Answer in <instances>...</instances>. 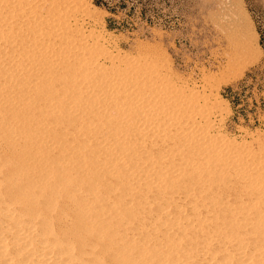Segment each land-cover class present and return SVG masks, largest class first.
Listing matches in <instances>:
<instances>
[{"label": "rangeland", "instance_id": "rangeland-1", "mask_svg": "<svg viewBox=\"0 0 264 264\" xmlns=\"http://www.w3.org/2000/svg\"><path fill=\"white\" fill-rule=\"evenodd\" d=\"M96 2L99 5H96ZM0 15L2 16H0V33L2 32V35H0V82L8 80L12 75V70L17 73L19 71L21 75H27V73L22 72L25 69L29 70V73L30 70L33 71L34 68L31 65L29 67L27 59L20 57L21 60L17 57V54L26 45L32 46V44L38 45L37 47L40 46L39 48L42 47L40 51L45 52L44 49H46L48 42L55 43L54 34L51 31L53 26H57L56 24L59 27L65 25L70 36V43L67 46L68 53L60 55V63L65 61L66 58H70V61H74L76 65L73 66V71H71L73 77L80 71L78 67L82 65L83 70L100 79L95 82L96 85L88 79L86 82H82L79 78L75 80L68 77L67 79H59L60 87L67 88L68 97L66 98H71L67 100L70 105L66 102L65 104L71 108L73 107V109L67 110V113L61 111L58 114L45 109H37L30 113L20 106L22 110L17 112L19 113L17 119L9 118L10 111L6 107L12 103L11 106H17L20 103L18 102L19 99L11 98L7 88L0 90V158L6 160L13 158L20 164L25 163V157H30L32 149L35 150V147H37V145L34 147L30 145L33 136L30 137L26 134L31 126L29 127V123L25 119L26 116L31 114L36 118L41 112L40 119L53 123L55 132L49 137L58 140L60 150L58 152L57 149L53 150L54 153L51 150L46 153L57 157H68V154H70L69 146L73 147L74 153L70 157V160H72H68L65 169H68L69 173L75 174L80 171V157L84 146L88 147L90 144L95 146L94 150L90 147L88 150L92 152L91 155L97 156L100 154L98 151L100 148L97 145L101 144L100 146L107 148V155L110 153L114 158L121 157V148L125 149V147L119 146L118 150H114L110 138L105 136L103 127L106 128L108 125H112L115 128L130 123L132 126L130 137H133L123 135L119 137L121 142L129 140V149L134 161L131 162L134 173L131 179V188H133L130 196L135 204L141 206L168 202L183 209L180 215L173 211L169 218H176L177 223L182 226L183 232L181 234L185 233L187 237V240L184 239L182 243V248L184 250L189 248V253L195 260L202 257V243L205 233L208 231V228H206L207 221L208 223L212 222L210 224L214 230H220L222 223L227 224L233 220L239 222L251 221L255 229L260 234L262 233L261 236L264 238V204L252 205L247 202L249 198L241 194L243 189H250V191H247L248 193H252V190L255 189L260 191L262 189L261 196H264V0H41V2L40 0H0ZM73 17L79 19L82 24L85 23L82 26V32L74 25ZM65 21L69 23L67 24ZM250 25L257 34L256 42L259 50L255 48V39L250 35ZM39 27L47 34L45 33L44 36L39 37L37 35ZM90 30L91 32H103V34L106 31L104 36L106 35L105 39L108 44H101L90 35H87L90 34ZM81 33L83 37L80 35ZM113 47L118 49L116 50ZM47 50L49 52L50 49ZM102 59L103 61H101ZM25 65L26 68H24ZM35 71L37 70L35 69ZM91 86L92 88H90ZM105 86L107 89H105ZM19 89L18 86H15L13 90ZM109 91L111 92L109 93ZM129 102L131 103L129 104ZM220 102L222 106H220ZM44 103L45 101L40 100L37 107L42 108ZM223 103L226 104V107ZM79 105L81 111L77 109ZM44 111H47V113H43ZM208 118L209 120H207ZM22 119L25 121L18 125L17 122ZM78 120L80 121L78 122ZM81 121L84 123L83 128ZM147 126L150 130L153 128V139L150 136L145 137L146 130L144 129H148ZM120 127L122 128V126ZM212 127L215 128L214 131L213 129L210 130ZM170 128L172 129L170 130ZM19 133H24L25 138L18 140ZM213 136L215 137L212 138ZM170 140L171 142H169ZM64 142H68V144ZM46 145L51 149L50 142H47ZM155 146L157 147L155 148ZM174 156L176 158L177 156L185 157L187 162L179 164L176 159L172 161ZM158 157H164L170 161L169 174L166 173L161 178L159 174L157 175L159 171L156 166L153 171H150L151 163H162L157 159ZM173 171L174 174L172 175ZM3 172H6V168L3 169ZM176 172H180L182 177L177 178V176H174ZM218 172L221 174H218ZM240 172L242 175H240ZM165 178L167 181H172L168 188H166L167 181ZM19 179H21L20 176L17 177L18 181ZM0 183V192L7 197L12 193L13 181L9 179ZM153 189H155V192H152ZM203 192L206 194L204 195ZM124 198L127 199L126 196ZM202 198L203 200H201ZM56 199L58 202H55L52 212L49 214L53 220L52 227L57 233H60L61 226H64L62 230L69 229L71 222H74V218L73 213H70L72 208L65 207L69 201L65 194L60 192ZM191 204L196 207L194 212L188 210V205ZM59 212H61V215H59ZM190 226H193V229L189 228ZM146 227L151 238H159L167 231L166 227H160L154 224L153 221L148 222ZM134 234V232L128 233L126 237L130 239ZM261 257L262 262L260 261L259 264H264V252L261 253ZM103 260L104 262L107 261L106 264H112L106 256H103Z\"/></svg>", "mask_w": 264, "mask_h": 264}, {"label": "bare ground", "instance_id": "bare-ground-1", "mask_svg": "<svg viewBox=\"0 0 264 264\" xmlns=\"http://www.w3.org/2000/svg\"><path fill=\"white\" fill-rule=\"evenodd\" d=\"M40 2H41V0H40ZM8 6H9V4H8ZM18 6H19V4H18ZM15 9H17V8H15ZM17 11H19V10H17ZM28 14H29V11H28ZM11 18H13V17H11ZM29 19H30V17H29ZM73 19H74L73 20L74 25L76 27H78V30L80 32H82L81 29H82L83 24H85V23L82 24V22L77 18L73 17ZM69 21H71V20H69ZM91 21H92V19H91ZM99 21H98V23H99ZM66 22L67 21H65V23ZM68 23L69 22H67V24ZM56 25L57 26H53L51 33L54 34V42L57 43L58 45H56L53 42L52 43L48 42L46 47H45L46 49H44V50H46L45 52L44 51L41 52L40 50L42 47L39 48L40 46L37 47L38 45H36V44H32V46L26 45V47L24 49H22L17 54L18 58L24 57L25 59H27V63L29 65V67L31 65L34 68V69L32 68L33 71L30 70L31 72L29 73V70L25 69L22 72L27 73V75H21V73L19 74V71L17 73L14 70H12V72L14 71V73L11 72V74H12L11 77L8 78V80H3L2 82H0V90H4L7 88L9 91L8 94H11L10 95L11 98L15 97L16 100L19 99L18 102H20L17 106H11V105H13V103L12 104L9 103L10 106L6 107V109L8 111H10V113H9L10 119H12V118L17 119L18 118L19 113H17V112L19 110H22V109H20V106H21V108H24L26 111H28L30 113L31 112L33 113L37 109L38 110L39 109H42V110L45 109L47 111H50L52 113L54 112L57 114H58V112H61V111H64V112H66L67 110L70 111V109H73V107L71 108L70 106H68V105H70V102L67 100H69L71 98H66V97H68L67 96V88L64 86L60 87L58 80L59 79H67V77H68L71 80H75L76 78H79L82 80V82H86V80L88 79L89 81H93L94 85H96L95 82L99 79L97 77H93L94 75L91 76L89 74V72H87L86 70H83L82 65L78 67L80 71H78L76 73V75L73 77V74H71V71H73V66H76V65H75L74 61H70V58L69 59L66 58L65 61L60 63V60H59L60 55L68 53L67 46L70 43V36H69V34L65 28V25H62V27H59L58 24H56ZM102 26H101V28H103ZM235 29H237V28H235ZM84 30H85V28H84ZM242 31H243V29H242ZM84 32H86V31H84ZM105 32H104V34H105ZM45 33L47 34V32L43 31V29H41V28L37 31V35L39 37L44 36ZM104 34H103V32H99V31L98 32H94V31L91 32V30H90V34H87V35H90V37L94 38L97 42H99L101 44H106V43L108 44V41L105 39L106 35L104 36ZM106 34H108V33H106ZM0 35H2V32L0 33ZM80 35H82V37H83L82 33ZM250 35L255 39V45H256L255 48H257L259 50L258 43L256 42L257 34H256L255 30L253 29V27H251V25H250ZM25 38H27V37H25ZM5 40H7V39H5ZM111 44H113V43H111ZM113 48L116 49V47H113ZM14 49L16 50V47ZM47 49H50L49 52ZM110 49L113 51L112 48H110ZM2 52H4V51H2ZM46 52H48V53H46ZM259 52L261 53V51H259ZM9 54H12V53H9ZM111 56H113V55H111ZM11 58H13V57H11ZM101 61H103V59ZM77 62H79V61H77ZM99 64H101V63L99 62ZM26 65L24 68H26ZM100 66H102V65H100ZM117 68H118V66H117ZM35 69L37 71H35ZM76 70H74V71H76ZM161 70H162V68H161ZM54 83H57V84L54 85ZM15 86H18L20 89L19 90H13ZM10 88H11V91H10ZM90 88H92V86ZM105 89H107V87ZM81 90H82V88H81ZM60 91H61V93H59ZM111 91H109V93ZM203 94H204V92H203ZM209 94L211 95L210 92H209ZM209 94L207 93V95H209ZM84 96H85V94H84ZM210 97H212V96H210ZM210 97H209V99H210ZM98 99H101V98H98ZM206 99H207V97H206ZM219 99H221V98H219ZM40 100H42L43 102L45 101V103L43 104V107L41 106L42 108L37 107V103ZM112 100H114V99H112ZM127 101H129V100H127ZM9 102H10V100H9ZM65 102L68 104L67 105L68 107L66 106ZM200 102H201V97H200ZM130 103L131 102H129V104ZM220 104H221V102H220ZM223 104H225V103H223ZM196 105H194V106H196ZM96 106H98V105H96ZM220 106H222V104ZM115 107H116V105H115ZM225 107H226V104H225ZM77 109H79V110L81 109L80 105L77 106ZM99 110H101V109H99ZM129 110H130V108H129ZM47 111H44L43 113L46 114ZM101 113H104V112H101ZM183 114H184V112H183ZM139 115H141V114H139ZM175 115H177V114H175ZM40 116H41V112L38 114V116L36 118H34L31 114V115L26 116V119H25V120H27L26 122L29 123V127L31 126L30 127L31 129L26 134H28L30 137L33 136V141L30 143V145H32L33 147L35 145H37V147H35V150L32 149V154L30 155V157H28V158L25 157V163L22 162L23 164H20V163L16 162L13 158L7 159V160L5 158H0V182H2V181L6 182L9 179L13 181V184L11 186L12 193L10 195L5 197L0 192V264H106L105 262H107V261L104 262L103 256L108 257L109 260L112 262V264H259L260 261L262 262L261 253L264 252V238L261 236L262 233L260 234L259 231L255 229L254 224L251 221L239 222L237 220H233V221L228 222L227 224L222 223V227L219 228L220 230H217V229L214 230V228H211L212 222H210L211 223L210 224L207 221L206 228H208V231H207V233H205V238H204L203 243H202L203 244V247L201 249L202 250L201 251L202 257L200 256L201 257L200 259L195 260L194 257L190 255V253H189L190 249L189 248H187L186 250H184V248H182V243H183L184 239L187 240L185 233L181 234L183 232L182 226H180V224L177 223L178 220L176 218H169V216L172 214L173 211H175L177 214L180 215L181 210L183 211V209H181L178 206L172 205L171 203H168V202L167 203H161L160 202V204H156V203L155 204H153V203L152 204H146L147 206H145V205L141 206V205L135 204L133 202V200L130 196V193H131V189L133 188V187L131 188V185H132L131 179H132V174L134 172L132 171V163L131 162L133 161V159L131 157V151L129 149V142H128L129 140H125V142L124 141L121 142V140H119V137H121L122 135L127 136V137L131 136L130 133H131L132 126L130 125V123H127V124L125 123V124L119 125L118 127H115V128L112 125H108L106 128L103 127V129L105 131V136H106V138H110V141L112 143V147H114V150L115 149L118 150L119 146L125 147V149L121 148L122 149L121 157L118 156L120 158H118V157L114 158L113 156H111L110 153L107 155L106 154L107 148L100 146L101 144L97 145V147L100 148L98 150L100 152V154L97 156L91 155L92 152L89 151L88 148L90 147L91 149L94 150L95 146H91V144H90L88 147L84 146L82 148L83 152H82V155L80 157L81 158L80 159V165H81L80 171L76 172L75 174H71V173H69L68 169H65V167H66V165H68V160H70V157L74 153L73 147L69 146L70 154H68L69 155L68 157L67 156L57 157L53 154L48 155L47 153L50 152L51 150H52V152H53V150H56V149H57V152L60 151L58 148L59 143H58V140L51 139L49 137V135H53L55 132L54 126L52 125L53 123H50L46 120H42V118L40 119L39 118ZM31 117H33V118H31ZM205 117H207V116H205ZM215 117H217V116H215ZM212 119L214 120L213 117H212ZM22 120L18 121L17 124L20 125L25 121L24 119H22ZM80 120H78V122ZM207 120H209V118ZM161 121H162V119H161ZM63 124H64V122H63ZM68 124H70V123H68ZM108 124H110V123H108ZM196 124H197V122H196ZM81 126H82V128L84 127L83 122H82ZM120 126H122V128ZM167 126H169V125H167ZM188 126H190V125H188ZM147 128H148V126H147ZM137 129H138V127H137ZM152 129L151 130H150V128L144 129V130H146V136L145 135L144 136L145 137L150 136L151 138L154 137V132L152 131ZM171 129L172 128H170V130ZM185 129H186V127H185ZM212 129H213V127L210 130H212ZM214 129H213V131H214ZM199 130H201V129H199ZM204 130H206V129L204 128ZM217 130H218V128L216 129V131ZM206 131H208V130H206ZM60 132H63V131H60ZM174 132H176V131H174ZM209 132H211V131H209ZM164 133H166V132H164ZM178 133H180V132H178ZM178 133H177V135H178ZM85 134H87V133H85ZM168 134H170V133H168ZM183 134H184V132H183ZM70 136L72 137V135H70ZM188 136H189V134H188ZM204 136H206V135H204ZM219 136H220V134L218 135V137ZM222 136H224V135H222ZM82 137H81V139H83ZM132 137H130V138H132ZM214 137L215 136H213L212 138H214ZM23 138H25L24 133H22V134L19 133L18 140H22ZM161 138H159V139H161ZM180 138H181V135H180ZM250 138H252V137H250ZM25 140H24V142H25ZM154 140H155V138H154ZM18 142H21V141H18ZM47 142L51 143V146H52L51 149H49V147L46 145ZM169 142H171V140ZM229 142H231V141H229ZM64 143L68 144V142H64ZM136 143H138V142H136ZM231 143H233V142H231ZM141 144H143V143H141ZM235 145L237 146V144H235ZM156 147L157 146H155V148ZM78 148H79V146H78ZM143 149H144V147H143ZM195 149H196V147H195ZM153 150H154V148H153ZM212 150H214V149H212ZM75 151H77V150H75ZM187 152H189V151H187ZM64 153H66V152H64ZM113 155H114V153H113ZM206 155H208V154H206ZM206 157H208V156H206ZM64 159H66V160H64ZM157 159H159L160 162L162 161V163L161 164L155 163V162L151 163L150 164V171H153L154 167L156 166L157 170L159 171V173L157 172V175L159 174V176L161 178L162 175L165 176L166 173H168L170 161L166 160L164 157H158ZM175 159L179 161V164H181L182 162H185V163L187 162V160H185V157L177 156V158H176L174 156V159L172 161H174ZM199 159H200V157H199ZM138 161H139V159H138ZM218 161H220V160H218ZM238 166L240 167V164ZM242 166H244V165H242ZM4 168H6V172H3ZM147 169H149V168H147ZM143 171L148 172L147 170H143ZM174 171H173V173H171L172 175L174 174ZM237 172H239V171H237ZM154 173H155V171H154ZM242 173H243V171H242ZM218 174H221V173L218 172ZM226 175H227V173H226ZM240 175H242L241 172H240ZM18 176L21 177V179H19V181L17 180ZM174 176H177V178L180 176L182 177L180 172H176ZM173 177H172V179H173ZM204 178H205V176H204ZM137 179L139 180V178H137ZM195 179H197V178H195ZM215 179H217V178H215ZM155 180L157 181V179H155ZM166 181H167V179H166ZM171 182L172 181H170V180L167 181L166 188H168L172 184ZM195 183H197V182H195ZM245 183H246V181H245ZM181 184H183V183H181ZM250 185H251V182H250ZM0 186H1V183H0ZM188 187H190V186H188ZM227 187H228V185H227ZM254 187H256V186H254ZM135 188H137V187H135ZM173 188H174V186H173ZM154 190L155 189H153L152 192H155ZM179 190L182 191L183 189L182 190L179 189ZM255 190H252V193H248L247 191H250V189L249 190L243 189V190H241V192H242L241 194L243 196L245 195L247 198H249V201H247V202H249L252 205L264 204V196L263 197L261 196L262 189H261V191L260 190L255 191ZM60 192H63V194H65L66 198L69 200L68 204L65 207L72 208V212H70V213H73L74 222H71L70 228L66 229V230H62V227H64V226H61V228L59 229L60 233H57L51 225L53 220L50 217L49 213L52 212L53 206H54L55 202L57 201V199H56L57 195ZM161 192H163V191H161ZM135 193H137V192L135 191ZM148 194H149V191H148ZM168 194H170V193H168ZM203 194H204V192H203ZM226 194H228V193H226ZM171 195H172V193H171ZM125 196L127 197V199L124 198ZM175 196H176V194H175ZM164 197H166V196H164ZM225 197H228V196H225ZM160 198H161V194H160ZM231 198H232V196H231ZM201 200H203V198ZM176 202H178V201H176ZM242 205H244V204H242ZM58 206H59V204H58ZM63 206H64V204H63ZM188 210L190 212H194L196 210V207L192 204L190 206L188 205ZM204 210H205V208H204ZM216 211H217V209H216ZM237 212H235V213H237ZM59 215H61V212H59ZM219 215H221V214H219ZM250 217H251V215H250ZM259 217H261V216H259ZM55 219L58 220L57 218H55ZM65 219H66V217H65ZM69 219H70V217H69ZM198 220H200V219H198ZM150 221H153L154 224H156L160 227H166L167 231L164 232L161 235V237H159V238H151L150 234L148 235V232H147L148 229L146 227L147 223ZM214 222H216V221H214ZM187 224H188V222H187ZM63 225H64V223H63ZM150 226H152V225H150ZM167 226H170V227H167ZM189 228L193 229V226H190ZM153 230H155V229H153ZM133 232L135 234L132 235L130 239H128L126 237V234H128V233L131 234ZM193 237H195V236H193ZM189 240H191V239H189Z\"/></svg>", "mask_w": 264, "mask_h": 264}, {"label": "trees", "instance_id": "trees-1", "mask_svg": "<svg viewBox=\"0 0 264 264\" xmlns=\"http://www.w3.org/2000/svg\"><path fill=\"white\" fill-rule=\"evenodd\" d=\"M96 5H99L98 2H96Z\"/></svg>", "mask_w": 264, "mask_h": 264}]
</instances>
